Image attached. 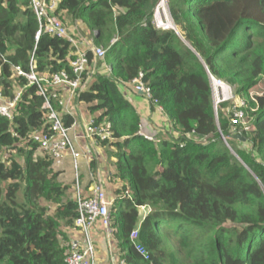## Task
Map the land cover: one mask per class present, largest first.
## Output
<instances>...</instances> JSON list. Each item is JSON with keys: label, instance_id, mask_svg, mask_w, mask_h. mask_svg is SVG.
<instances>
[{"label": "trees", "instance_id": "16d2710c", "mask_svg": "<svg viewBox=\"0 0 264 264\" xmlns=\"http://www.w3.org/2000/svg\"><path fill=\"white\" fill-rule=\"evenodd\" d=\"M158 2L60 0L56 11L97 33L95 46L105 50L102 60L86 52L97 71L76 99L96 115L94 128L109 125L100 145L113 149L109 215L120 259L264 264V92L253 100L248 93L264 81V0H166L180 37L151 25ZM37 29L27 0H0V88L7 99L21 91L13 119L0 117V264H66L78 218L72 184L31 139L49 128L45 98L14 71L73 80L75 50L57 37L36 41ZM105 65L109 74L99 71ZM139 74L169 124L158 145L138 136L140 117L121 92ZM209 76L246 99V127L231 125L228 104L215 116ZM52 92L46 87L69 129L74 120Z\"/></svg>", "mask_w": 264, "mask_h": 264}, {"label": "built area", "instance_id": "2783aa9c", "mask_svg": "<svg viewBox=\"0 0 264 264\" xmlns=\"http://www.w3.org/2000/svg\"><path fill=\"white\" fill-rule=\"evenodd\" d=\"M28 8L34 14V17L38 24V29L35 34V40L37 41L41 35H47L49 37H57L66 40L71 47L75 50L76 59L71 63V69L75 79H69V76L65 72H59L48 77L37 78L33 73L24 74L19 68H15V74L27 79L30 84L37 86V94L45 98L43 109L47 112L46 120L49 123L47 131H35L31 135V139L38 145V151L44 155H48L54 162L55 166L60 164L64 154L69 152L74 160L75 171V183L78 182L77 161L79 154L74 149L72 139L68 135V130L63 126L61 116L57 113L49 102L46 96V87H51L54 90L60 85L68 86L72 93L79 90L80 77L87 69V57L86 52L80 50L78 45L83 42H78L74 33L68 29L63 21L57 14V8L60 0H27ZM151 25L161 31H173L177 33V28L171 18L169 8L166 0H159L158 4L154 8L153 18ZM97 35V33H96ZM116 40H112L113 44ZM91 43V42H90ZM91 46V45H90ZM88 50L93 54L97 60H102L105 56V50L101 47H88ZM210 78L211 94L213 99L214 108L228 103L229 110L231 111L230 123L232 126H237L244 121L245 103H239L234 98L233 90L230 86L221 80H218L212 76ZM142 74L134 79L129 85L134 90L142 94L151 105H154L157 112L162 114V108L157 105V101L152 99L150 89L144 85L141 81ZM56 91V90H55ZM21 96V91L17 92L12 99H7L3 96L0 88V117L7 120H12L16 104ZM52 98L57 100L58 106L64 109V104L59 99L58 93L52 92ZM64 112V110H63ZM93 127V121L90 123ZM100 126L94 128L95 132L99 135V139L106 140L109 137L108 129ZM138 136L148 141H154L157 145L160 143L156 136H152L148 131L143 128L142 124L138 131ZM75 199L78 206V218L74 222V226L79 235L82 236V243L72 242V252L66 257V264H95V247L90 237V231L96 223H100L105 230L110 229V215L109 208L112 201H109L106 196V192L100 184H95L91 189L89 196L83 195L79 188L78 183L75 187ZM138 236V229H136L130 236L131 240H136ZM137 253L145 260L148 259V253L145 249L138 245H135ZM118 264H126L123 260H120Z\"/></svg>", "mask_w": 264, "mask_h": 264}, {"label": "crops", "instance_id": "0c3cea01", "mask_svg": "<svg viewBox=\"0 0 264 264\" xmlns=\"http://www.w3.org/2000/svg\"><path fill=\"white\" fill-rule=\"evenodd\" d=\"M75 24L77 25L74 26L73 24L74 27L71 26V28L75 30L80 28L83 31L85 30L86 33H91L82 23L76 22ZM80 25H82V27ZM95 37L96 33H92V37H90L88 41H83L81 45H78V48L83 50V52H87L88 49L85 48L84 45L87 47L90 45V47H96L94 42ZM96 71L94 65L86 69L87 78L82 84L80 82L79 90L85 89L87 83L92 82V77L95 75ZM99 71L109 74L110 68L105 65ZM55 90L59 95V99L64 104V109H61L62 112L64 110L63 113L70 115L74 120L73 125L68 130V135L72 139L75 151L80 156L77 161L78 169L76 171L80 192L85 196H89L93 186L95 184H100L105 192L106 190L109 192V194L106 192L107 199L112 201L114 199V191L117 187L110 182L111 174L113 173L111 164L114 162V159L110 157V152H112L113 149L100 145L102 140L99 139V135L95 132L94 127L90 125L96 115H92L89 112L87 105L77 101L76 94L79 90L72 93L70 88L65 85H60L56 87ZM121 92L136 110L140 117L141 124L146 131H148L146 122H156L157 124L156 120L161 119L155 106L145 100L144 96L136 92L131 85L128 84L122 87ZM162 120L165 121V125L169 127L165 116L161 121ZM166 132H169V128H167ZM166 135H168V133ZM156 137L161 140L160 136L157 135ZM54 168L56 171L60 172V179L62 182L67 184L75 182L74 160L69 152L64 154L60 164L54 166ZM77 183L75 184L77 185ZM72 231H68L67 234L71 238V241L81 244L82 236L79 235L77 230H74L75 232ZM90 237L95 247V264H118L121 259L117 248V241L114 237V229L110 228L109 230H105L100 223H96L90 231Z\"/></svg>", "mask_w": 264, "mask_h": 264}, {"label": "rangeland", "instance_id": "374dc122", "mask_svg": "<svg viewBox=\"0 0 264 264\" xmlns=\"http://www.w3.org/2000/svg\"><path fill=\"white\" fill-rule=\"evenodd\" d=\"M23 1V0H22ZM64 23V25L68 28V29H71V31L74 33V37H75V39L78 41V42H83V41H88V39L90 38V37H92V34L91 33H86V31L84 30H82V29H80V28H78L77 30H75V29H73V28H71V26H73V23L72 22H70L69 21V17H66V21L65 22H63ZM77 24H74V26H76ZM73 26V27H74ZM81 27H82V25H80ZM85 44H86V42H85ZM93 45H94V42H93ZM84 47L85 48H88L87 46H85L84 45ZM90 47V46H89ZM99 47H101V46H99ZM102 48V47H101ZM264 78V77H263ZM264 92V81L263 82H261L260 84H258L255 88H253L252 90H250L248 93H249V99H251V100H253L256 96H258V95H261L262 93ZM234 94V93H233ZM234 98L236 99V100H238V102L239 103H245V106L247 105L246 104V99H238V97L236 98L235 96H234ZM224 104H228V103H224ZM228 106V108H229V104L227 105ZM228 108H226V109H228ZM223 109H225L224 108V106H218V108H217V110H223ZM160 116V118L162 119L163 117H164V115L163 114H160V113H158ZM161 119L160 120H156L157 121V124H156V122H151V123H147L146 122V125H147V129H148V133L150 134V135H152V136H160V139H161V137L162 138H166V134L168 133V132H166L167 131V125H165V121H161ZM241 126H244V127H246V121L244 120L242 123H241ZM238 136H240V135H238ZM158 138V137H157ZM241 138V137H240ZM159 139V138H158ZM240 140H242L243 141V139L241 138ZM241 148L242 149H247L248 148V146H247V144H245V143H243L242 145H241ZM15 158H17V154H15L14 152H13V154H12ZM75 180V179H74ZM72 184V189H73V191H74V194H75V187H76V184H75V182L74 183H71ZM106 192L109 194V192L106 190ZM73 194V193H72ZM148 211H149V209H146V208H141V213H142V215L143 216H145V214H147L148 213ZM69 231H72V230H69ZM72 232H75L74 230L72 231ZM167 264H169V262H167Z\"/></svg>", "mask_w": 264, "mask_h": 264}, {"label": "water", "instance_id": "95a60500", "mask_svg": "<svg viewBox=\"0 0 264 264\" xmlns=\"http://www.w3.org/2000/svg\"><path fill=\"white\" fill-rule=\"evenodd\" d=\"M177 35H178V33H176ZM179 36V35H178ZM180 37V36H179ZM182 42L189 48V49H191L190 48V46H189V44L188 43H186L184 40H182ZM192 50V49H191ZM214 114H215V116H217V114H216V109L214 108ZM226 144V143H225ZM227 146V145H226ZM228 147V146H227Z\"/></svg>", "mask_w": 264, "mask_h": 264}]
</instances>
